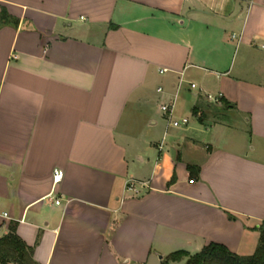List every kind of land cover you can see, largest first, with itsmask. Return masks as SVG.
<instances>
[{
  "label": "crops",
  "instance_id": "obj_1",
  "mask_svg": "<svg viewBox=\"0 0 264 264\" xmlns=\"http://www.w3.org/2000/svg\"><path fill=\"white\" fill-rule=\"evenodd\" d=\"M3 9L0 236L16 223L40 264H163L213 242L256 251L264 0H0ZM174 116L189 124L170 142L159 127Z\"/></svg>",
  "mask_w": 264,
  "mask_h": 264
},
{
  "label": "trees",
  "instance_id": "obj_2",
  "mask_svg": "<svg viewBox=\"0 0 264 264\" xmlns=\"http://www.w3.org/2000/svg\"><path fill=\"white\" fill-rule=\"evenodd\" d=\"M8 13L3 9L0 16V27L9 23ZM222 106L229 107V103L223 98ZM198 108H196V112ZM191 176H198L200 169L189 165ZM17 224L9 226V232L0 236V264H40L34 258V247L29 246L18 234ZM260 240L256 251L249 256H241L231 252L225 245L210 243L200 252L190 254L187 251H177L169 255L163 264H264V228L260 230Z\"/></svg>",
  "mask_w": 264,
  "mask_h": 264
},
{
  "label": "built area",
  "instance_id": "obj_3",
  "mask_svg": "<svg viewBox=\"0 0 264 264\" xmlns=\"http://www.w3.org/2000/svg\"><path fill=\"white\" fill-rule=\"evenodd\" d=\"M192 88H196L195 84H192ZM159 91H162V89L160 88ZM208 101L213 104V105H222V97L221 96H212V95H208ZM162 110L163 112H165L166 114H169L171 117L173 116V108L170 104H165L162 106ZM171 124L173 125V127L176 128H180L182 126L188 125L189 124V119L187 117H183V118H179V119H175L173 121H171ZM63 177V173L60 170H56L55 171V181L59 182ZM191 182H194V180H191ZM140 187L139 185L134 182V181H130L127 185V190L132 191L136 194H138L140 192ZM59 203V202H57Z\"/></svg>",
  "mask_w": 264,
  "mask_h": 264
},
{
  "label": "rangeland",
  "instance_id": "obj_4",
  "mask_svg": "<svg viewBox=\"0 0 264 264\" xmlns=\"http://www.w3.org/2000/svg\"><path fill=\"white\" fill-rule=\"evenodd\" d=\"M224 111V109L221 111V113ZM175 118H178L176 116L173 117V120H175ZM221 118L223 120H228L232 123V126L234 128V131L236 133H241L243 130H242V122L241 120L239 119V117H237L234 112H231L229 111V109H226L225 112L222 114ZM168 125L169 123H163L160 127H159V130H160V138H163L165 133H167L169 136H166L165 139H167V141H170L171 142V135L174 134V133H182L183 132V128H185L184 126L183 127H180V128H176V127H173V125L171 126V128L169 129L168 128Z\"/></svg>",
  "mask_w": 264,
  "mask_h": 264
}]
</instances>
